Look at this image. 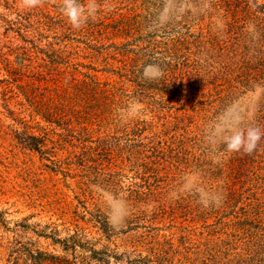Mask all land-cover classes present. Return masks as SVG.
I'll list each match as a JSON object with an SVG mask.
<instances>
[{
	"label": "rangeland",
	"instance_id": "1",
	"mask_svg": "<svg viewBox=\"0 0 264 264\" xmlns=\"http://www.w3.org/2000/svg\"><path fill=\"white\" fill-rule=\"evenodd\" d=\"M96 4L77 29L62 0H0V264H264V136L241 150L237 212L222 203L226 137L264 132L258 22H228L239 10L230 0ZM85 77L104 91L92 104L67 91V114L51 124L30 111L38 97L16 88L46 95ZM64 125L91 146L103 136L133 143L112 149L114 168L87 171L51 155L57 144L27 146L26 134L54 140ZM135 170L145 180L131 204L123 190Z\"/></svg>",
	"mask_w": 264,
	"mask_h": 264
},
{
	"label": "trees",
	"instance_id": "2",
	"mask_svg": "<svg viewBox=\"0 0 264 264\" xmlns=\"http://www.w3.org/2000/svg\"><path fill=\"white\" fill-rule=\"evenodd\" d=\"M230 2L233 4L238 11L233 12L228 22H246L248 19L253 20L254 22H258L256 24V29L258 31L262 32L260 39L261 42L264 41V2L259 4L257 3V0H230ZM264 46V45H263ZM263 46L259 43L258 48H263ZM264 63V57L260 61ZM5 71L7 73H10L12 75H17V78L14 79L15 82L19 80L18 78H21L22 74L17 71L13 72L9 64L4 65ZM256 71L254 77L257 80H260L264 84V64H262ZM76 84L77 88H73ZM26 88L22 86H17L18 92L20 94H24V97L26 100L30 101L33 100L35 97H38V100H35V104L31 106L30 111L33 113H38L39 117L46 121L47 123H53L57 122L60 117L65 116L67 114L66 108H68L66 102L68 99L66 96L67 91L73 92V97L76 98H84L85 100H88L90 104H92L95 101L96 96L99 93H102L104 91L102 85H99L97 82L92 81V77H85L83 80L75 81L70 88L68 87H60L55 86L54 88H46L44 89V92L47 94L44 95L42 93H35L34 89H31V87L26 84ZM59 91V92H58ZM48 93H52L51 95H48ZM55 93V94H53ZM53 103V104H52ZM51 104L52 106H50ZM61 125V124H60ZM62 131H64L67 134H59L55 135L54 140H50L51 137H46L45 134H38V135H32V134H26V144L28 147H30L32 150L40 151L42 147L45 146L47 142H50L52 144H57L52 147V154L55 155L57 150H61L66 156V158H73V161L77 160L78 165L83 171H87L89 169L93 170V163H96L97 166L98 163H104L105 167L111 166V168H114V161L117 159L116 156L113 155V148L119 143L121 140H116L113 138L103 136L102 138L95 141V145L91 146L88 141V139L82 137V134H70L71 129L68 127H65V125L62 127ZM122 143H124V150L126 151L128 148H130V143H133V140L130 137H122ZM77 143V144H75ZM70 146H77V154L71 155V151L69 149ZM56 149V150H55ZM156 150V148H153L152 151ZM159 150H156L155 152H158ZM93 154H95L96 158L93 159ZM158 154L162 155V152H159ZM158 154L156 155L157 158H159ZM97 157H102L103 161L97 159ZM147 156H144L142 160H139V164H146V161L144 162V159ZM156 159V158H155ZM241 151L235 152L233 151L232 156L226 161L225 167L227 168L228 172L225 176V187H224V194L223 197V207L224 208H234L235 212H237V208L235 205L240 201L239 199V189H238V183H239V177L240 172L242 171L241 168ZM137 162V161H136ZM103 169H97L96 171H100ZM114 171H112V174ZM85 173V172H83ZM110 174V173H109ZM111 174V180L113 179V175ZM138 172L135 170V175L133 176V182H130L129 185L124 188V192L128 193L127 196L133 200L131 201V204H135L137 200L140 198V193L138 189H135L137 186L136 179H140L144 181L145 179H142L140 176L137 178ZM238 206V205H237ZM158 213H162L161 211ZM238 216V214L232 215L233 218ZM98 227L101 230L105 229L104 221L99 222ZM183 240V239H181ZM167 244L169 247L172 246V244L167 240ZM179 246V243H178Z\"/></svg>",
	"mask_w": 264,
	"mask_h": 264
},
{
	"label": "clouds",
	"instance_id": "3",
	"mask_svg": "<svg viewBox=\"0 0 264 264\" xmlns=\"http://www.w3.org/2000/svg\"><path fill=\"white\" fill-rule=\"evenodd\" d=\"M43 0H22V3L29 7L40 5ZM61 11L67 16L73 28H80L87 23L89 18H95L97 11L96 0H88L87 4L80 3V0H62ZM264 132L258 126H249L246 129L234 130L229 137H226L227 149L239 152L243 150L251 154L256 150L258 142Z\"/></svg>",
	"mask_w": 264,
	"mask_h": 264
}]
</instances>
